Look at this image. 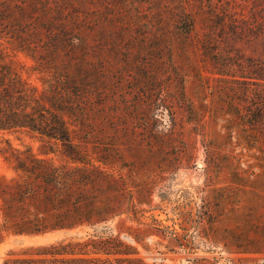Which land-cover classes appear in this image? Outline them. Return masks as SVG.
<instances>
[{
	"label": "trees",
	"instance_id": "1",
	"mask_svg": "<svg viewBox=\"0 0 264 264\" xmlns=\"http://www.w3.org/2000/svg\"><path fill=\"white\" fill-rule=\"evenodd\" d=\"M146 3L148 11L127 13ZM134 26L141 31L130 30ZM260 38L264 0H0V132L38 144L15 147L5 140L0 147L14 172L0 175V244L10 237L90 229L10 250L1 264H166L140 256L138 245L149 251L144 241L155 230H168L146 215L142 205H149V195L125 190L118 164L124 70L142 66L141 79L154 75L160 82L171 73L148 69L159 64L155 53L167 46L171 52L163 59L184 66V79L196 67L197 79L225 80L246 94L243 85H264V61L242 56L239 46ZM193 46L201 65L189 59ZM19 55L27 62L14 59ZM30 74L42 85L32 83ZM185 92L182 87V98ZM245 117L228 128L238 140L243 128L264 125V106ZM149 133L160 137L154 129ZM246 144L260 151L249 136ZM235 247L261 252L252 244Z\"/></svg>",
	"mask_w": 264,
	"mask_h": 264
},
{
	"label": "rangeland",
	"instance_id": "2",
	"mask_svg": "<svg viewBox=\"0 0 264 264\" xmlns=\"http://www.w3.org/2000/svg\"><path fill=\"white\" fill-rule=\"evenodd\" d=\"M150 8L146 3L130 9L133 12L126 10L131 16ZM130 30L141 31L139 26ZM239 48L242 56L264 61V38ZM169 52L167 46L157 51L159 64L148 69L163 75L171 73L160 82L153 81L154 75H149L150 80L141 79L138 72L145 71L142 66L124 70L122 106L117 115L118 164L128 182L125 190L149 195V205H142L148 211L146 215H152L159 228L173 231L178 239L176 242L168 231L155 230L144 241L149 251L138 245L140 256L149 263L264 264V125L243 128L241 140L228 132V128L245 122L247 110L264 106V85L247 83L243 86L249 91L243 94L225 80L197 79L196 67L184 79L180 73L184 66L176 67L171 60L163 59ZM176 54L175 63L180 61L178 49ZM14 59L27 62L21 55ZM189 59L202 64L200 51L194 46L189 48ZM29 80L42 85L37 74H30ZM182 87L185 98L181 97ZM110 119L109 125L114 128ZM152 129L160 136L157 140L152 138L155 133H149ZM248 136L257 141L259 152L248 148ZM5 140L15 147L38 146L27 136L0 132V147L6 145ZM0 175H14L1 154ZM130 181L136 190L130 187ZM87 231L90 229L35 238L10 237L0 244V264L10 250L83 236ZM249 244L261 252L245 254L235 247Z\"/></svg>",
	"mask_w": 264,
	"mask_h": 264
},
{
	"label": "bare ground",
	"instance_id": "3",
	"mask_svg": "<svg viewBox=\"0 0 264 264\" xmlns=\"http://www.w3.org/2000/svg\"><path fill=\"white\" fill-rule=\"evenodd\" d=\"M181 204V203H180ZM194 213V212H193ZM185 216V215H184ZM179 220V219H178ZM181 220V219H180ZM190 227V226H189ZM44 239V238H43Z\"/></svg>",
	"mask_w": 264,
	"mask_h": 264
}]
</instances>
